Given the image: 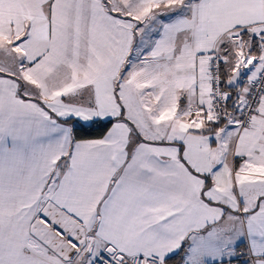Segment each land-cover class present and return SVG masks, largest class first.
Segmentation results:
<instances>
[{
	"label": "snow or ice",
	"instance_id": "snow-or-ice-1",
	"mask_svg": "<svg viewBox=\"0 0 264 264\" xmlns=\"http://www.w3.org/2000/svg\"><path fill=\"white\" fill-rule=\"evenodd\" d=\"M0 264H264V0H0Z\"/></svg>",
	"mask_w": 264,
	"mask_h": 264
}]
</instances>
